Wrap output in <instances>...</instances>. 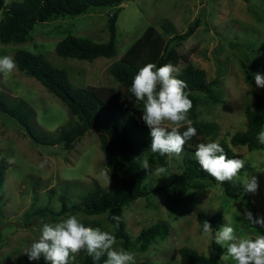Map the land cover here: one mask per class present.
Listing matches in <instances>:
<instances>
[{"label": "rangeland", "instance_id": "374dc122", "mask_svg": "<svg viewBox=\"0 0 264 264\" xmlns=\"http://www.w3.org/2000/svg\"><path fill=\"white\" fill-rule=\"evenodd\" d=\"M10 1L4 0L5 3ZM114 11V55L86 60L58 55L54 51L55 42L67 33L104 41L107 38L106 19ZM195 17L199 19L197 27L174 45L181 56L176 67L188 60L203 69L205 78L214 80L212 87L219 100L213 101L201 92L195 93L197 118L215 123L216 129L211 136L199 135L193 143L222 140L236 158L245 161L238 180L242 182L245 174L255 175L259 188L255 195L242 191L236 196H228L215 182L192 190L188 200L175 202L170 199L166 182L170 173L179 171L181 155H166L163 167L167 169V177L159 178L155 174V169L162 165L148 162L151 170L144 169L143 182L155 191L124 205L122 219L130 243L125 246L117 241L115 246L134 252L136 264L141 261L179 264L178 248L182 245L207 254L210 239L199 229L196 217L199 210H220L223 216L220 227L232 226L238 236L255 239L264 234V229L254 228L245 217L246 211L254 216H264V173L255 172L251 166L252 162H257L264 167V145L247 149L245 145L229 142L231 133L244 129L243 109L252 102L253 94H264V89L257 88L253 78L254 73L264 74V0H124L115 6L90 7L84 13L37 21L25 40L0 42V57L13 56L18 48L28 49L64 68L74 85L113 88L115 94L103 93L106 99L128 105L136 119L142 121L143 105L137 104L132 97L123 101L116 96L122 86L107 67L147 25L160 30L159 21L164 20L176 31H182ZM0 92L8 100L22 98L32 111L36 129L43 133H52L74 118L60 98L19 69L8 77L0 74ZM261 131H264V124ZM0 152L9 161L0 184V264H8L15 254L36 242L44 222L56 223L76 215L80 221H89L93 228L112 231L103 212L65 211L51 219L53 213L44 214L40 210L46 208L56 212L62 204L68 206L78 201L80 194L91 188L94 181L103 187L108 185L103 175L106 172L104 153L99 148L95 130L83 132L68 149L61 143H35L12 117L0 112ZM146 155L147 150L143 149L139 156L141 165ZM42 162H46L44 167H40ZM157 220L167 224L166 237L153 239L144 249H138L134 236L140 228ZM84 253L81 252L73 264H80ZM225 254L226 249L220 256L221 264H234L231 260L225 262L221 259ZM24 264L34 263L28 261Z\"/></svg>", "mask_w": 264, "mask_h": 264}, {"label": "trees", "instance_id": "16d2710c", "mask_svg": "<svg viewBox=\"0 0 264 264\" xmlns=\"http://www.w3.org/2000/svg\"><path fill=\"white\" fill-rule=\"evenodd\" d=\"M124 0H12L5 3L0 0V42H21L26 39L29 30L35 22L54 19L63 15H75L84 13L90 7L115 6ZM115 20L116 11L110 13L106 19L107 38L104 41H94L87 37L65 34L54 44V51L58 55L76 57L91 60L97 56H112L115 54ZM199 22L195 17L185 30L176 31L174 26L166 21H159L160 30L153 25H147L124 52L110 63L108 72L121 84V90L116 93L120 100L126 101L132 94L129 89L132 79L138 70L148 63L156 64L157 68L167 63L177 66L180 54L175 50L176 42L188 37ZM13 57L18 69L25 74L33 76L48 91L56 95L65 104L68 113L74 118L68 119L58 126L52 133L38 131L32 121V111L28 104L20 97L8 100L0 92V112L12 117L35 143L55 144L61 143L64 148H71L78 137L88 129H93L98 138V145L104 153L103 164L110 176V184L106 187L94 181L91 188L86 189L79 196V200L68 206L62 204L53 212L46 208L40 210L45 213H53L51 219L62 212L80 211L85 214L104 213L105 220L111 225L110 233L116 236L118 242L129 245V233L122 219V209L130 200L138 196H146L153 193V188L144 185V168L139 162V156L143 149L147 150L146 160L151 164L165 165L166 156L153 154L150 151L151 137L149 129L143 121L137 120L128 105L120 101L106 99L103 94H115L113 88H96L94 86L74 85L67 76L66 70L57 67L46 60L42 54L28 49L18 48ZM181 74L177 77L187 84L192 101V109L188 118L193 121V127L197 130V136L187 142L181 154L180 169L169 174L167 186L171 193L170 199L175 202L188 200L192 190L202 189L215 183L211 176L204 172L195 159L196 146L193 141L199 135L211 136L216 125L210 121H202L197 118L195 93L201 92L213 101L219 97L212 87L214 80H207L203 69L185 60L179 67ZM134 98V97H132ZM143 105L142 102H137ZM244 129L236 130L229 136L232 144H242L247 149L261 148L262 145L256 139L264 124V94L255 92L252 102L243 109ZM186 130V126L180 131ZM202 141L200 143H209ZM223 149L228 159H236L235 153L222 141H216ZM9 161L0 152V184L4 178V171ZM241 181L237 180L236 186L231 182L219 183L228 196H236L241 193ZM63 196L60 195L63 202ZM1 212V210H0ZM119 215L121 223L115 228V222L111 215ZM199 229L202 230L204 221H208L213 230L220 227L223 222L222 212H206L199 210L196 213ZM85 226L91 227L89 221H81ZM94 223V222H93ZM168 233V226L163 220H157L140 228L134 236V242L138 249H144L153 239H163ZM25 250L15 254L8 264H24L28 262ZM225 248H221L213 240H210V248L207 254L196 251L194 248L182 245L178 248L179 264H221L220 256ZM106 256L102 257L98 264H103ZM34 264H46L43 257L30 261ZM80 264H93L91 257L85 252ZM139 264H150L141 261Z\"/></svg>", "mask_w": 264, "mask_h": 264}, {"label": "clouds", "instance_id": "9594fccd", "mask_svg": "<svg viewBox=\"0 0 264 264\" xmlns=\"http://www.w3.org/2000/svg\"><path fill=\"white\" fill-rule=\"evenodd\" d=\"M18 70V65L11 55L0 57V74L8 77ZM180 69L172 63L157 68L156 64L148 63L141 67L133 77L129 89L135 102L143 103L141 119L149 129L151 137L150 151L160 156L179 157L187 142L197 136L193 121L188 118L192 109V101L188 98L185 81L177 78ZM257 88L264 89V74H253ZM249 87V86H248ZM186 126V130L180 131ZM264 145V131L257 138ZM200 168L218 183L231 182L236 186L239 174L245 167L243 159H228L224 149L216 142L199 143L194 153ZM44 163L40 167H44ZM251 166L255 172L264 173V167L257 162ZM142 168L150 172L147 160L142 162ZM157 177H167V169L163 166L155 169ZM104 179L110 184V176L103 173ZM244 193L255 195L259 188L257 176L245 174L242 179ZM245 217L254 227L264 229V216H254L246 211ZM114 227L119 228L121 217L112 214ZM202 231L210 240L215 241L226 254L221 257L225 262L231 260L234 264H264V234L255 239L238 236L232 226L225 225L213 230L208 221H204ZM116 236L100 228L85 226L76 215H70L59 222H44L39 239L32 243L26 251L29 261L43 257L46 264H73L81 252H86L92 258L93 264H98L102 257H107L104 264H136L135 253L123 248H116Z\"/></svg>", "mask_w": 264, "mask_h": 264}]
</instances>
